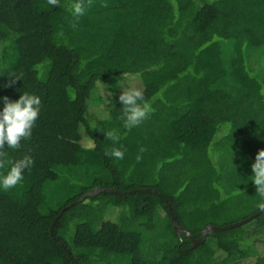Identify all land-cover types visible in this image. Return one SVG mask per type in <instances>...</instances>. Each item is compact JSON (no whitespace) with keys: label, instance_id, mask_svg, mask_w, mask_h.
Returning <instances> with one entry per match:
<instances>
[{"label":"trees","instance_id":"trees-1","mask_svg":"<svg viewBox=\"0 0 264 264\" xmlns=\"http://www.w3.org/2000/svg\"><path fill=\"white\" fill-rule=\"evenodd\" d=\"M262 207L264 0H0V264H264Z\"/></svg>","mask_w":264,"mask_h":264},{"label":"water","instance_id":"water-1","mask_svg":"<svg viewBox=\"0 0 264 264\" xmlns=\"http://www.w3.org/2000/svg\"><path fill=\"white\" fill-rule=\"evenodd\" d=\"M137 191L139 193H146V194L155 193L154 190H152V189H141V190H137ZM105 192L106 193H111V194H120L119 191L114 190V189L97 188L95 190L89 191L86 195H84L81 199L77 200L74 204L80 203L82 201V199L86 198L89 195H94V194H98V193H105ZM263 210H264V207L261 208L260 212H262ZM260 212L254 214V215H251L248 218H246V219H244V220H242L240 222H237V223H234V224H230V225H226L224 227H217V226H207V227H205L203 232H202V234H201V236H200V238L198 240L191 239L192 248H195L196 246L201 245L204 242V240H205V236L209 232L230 230V229H234V228L243 226V225L247 224L248 222L252 221ZM171 218H172L173 230L178 236H180L181 233L185 232V229L182 226L177 224V222H176L175 218L172 216V214H171Z\"/></svg>","mask_w":264,"mask_h":264},{"label":"rangeland","instance_id":"rangeland-1","mask_svg":"<svg viewBox=\"0 0 264 264\" xmlns=\"http://www.w3.org/2000/svg\"><path fill=\"white\" fill-rule=\"evenodd\" d=\"M250 64H251L252 67L256 66L255 58H253V60H251ZM101 85L102 84L99 83V82L96 84V88H95V90L93 92V95H92L93 100L90 99V102L92 100V101H94L92 103L97 104L101 100V94H100V92L98 90V88H100ZM138 87H139V83L137 81H135V80H131L127 84V89L128 90H136V89H138ZM121 88H122L121 85L118 84V83L116 84L115 82L114 83H108V84H105V85L102 86V89L106 90V92H108V94H109V91H110L112 95H115V94L116 95H122V94L126 93V92H122V94H120ZM108 89H109V91H108ZM88 105H89V103H88ZM88 116H89V111H87V117ZM104 116H105V114L99 112V113H97V114H95L93 116V119H96L98 117H104ZM52 206H56V202L52 203ZM260 251H261V248H260Z\"/></svg>","mask_w":264,"mask_h":264}]
</instances>
